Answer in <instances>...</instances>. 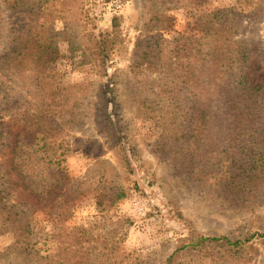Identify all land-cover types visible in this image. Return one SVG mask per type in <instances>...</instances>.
Masks as SVG:
<instances>
[{
	"label": "trees",
	"instance_id": "obj_1",
	"mask_svg": "<svg viewBox=\"0 0 264 264\" xmlns=\"http://www.w3.org/2000/svg\"><path fill=\"white\" fill-rule=\"evenodd\" d=\"M79 1L6 0L24 19L23 28L12 26V47L0 65V210L29 242L40 237L28 213L39 210L42 196L63 194L57 190L67 183L66 143L70 131L83 125V89H89L67 86L56 67L61 59L78 54L87 62L88 74L106 78L110 53L122 41L117 17L110 30H90L92 20L83 17ZM153 1L179 3L192 16V29L182 32L174 30L171 16L152 12L135 46L132 72L139 112L162 130L157 147L182 166L185 176L196 177L198 195L234 209L264 204V48L237 39L242 21L235 9L212 12L202 0L193 8L186 0ZM240 6L252 7L258 22L264 17V0ZM61 20L67 21V35L58 42L49 34ZM164 32H174L176 49H170L173 42ZM100 100L103 124L118 147L126 145L128 136L117 129L123 120L120 93L108 87ZM125 165L132 174L130 164ZM65 194L74 199L85 193L72 188ZM125 195L113 194V203ZM207 241L222 256L245 254L243 263L250 264L264 248V227L242 240L201 237L198 243ZM43 250L38 242L26 245L28 262L53 258L49 249L41 256ZM4 260L1 255L0 264Z\"/></svg>",
	"mask_w": 264,
	"mask_h": 264
},
{
	"label": "rangeland",
	"instance_id": "obj_2",
	"mask_svg": "<svg viewBox=\"0 0 264 264\" xmlns=\"http://www.w3.org/2000/svg\"><path fill=\"white\" fill-rule=\"evenodd\" d=\"M193 8L201 0H186ZM256 0H202L212 12L235 9L242 25L237 39L246 45L258 43L264 48V17L254 18L252 7L240 4ZM84 18H90V30H110L113 19H119L121 43L110 53L106 78L88 74L87 62L78 54L59 61L56 70L63 74L67 86L79 85L86 94L82 107V126L70 131L64 156L63 194L42 196L38 211L27 215L38 233L37 240L23 239V229H13L8 215L0 210V256L5 264H244L245 254L222 256L209 241L228 237L242 240L264 227V204L252 210L230 208L207 194L198 195L193 177L185 176L182 166L170 162L157 144L163 132L139 112V92L132 66L135 46L145 32L146 20L154 11L172 18L174 30L189 31L192 16L179 3L153 0H80ZM0 0V65L12 47V26L23 28L21 10H13ZM244 9V10H243ZM79 16L80 11H77ZM189 19H188V18ZM4 20V21H3ZM67 22V21H66ZM64 20L57 21L49 36L62 41L67 35ZM91 23L93 25H91ZM81 34L82 29L75 28ZM84 35V33H83ZM172 43L174 32H164ZM176 49V44L171 45ZM115 89L123 101V120L118 123L121 136L129 143L122 147L103 124L101 92ZM83 94L79 92V94ZM133 173H128L126 163ZM130 171V170H129ZM72 188L84 195L74 198L65 194ZM125 192L126 197L113 203V194ZM15 197L10 200L13 204ZM6 226V227H5ZM7 228V229H6ZM47 234L51 235L46 239ZM36 235V237H37ZM46 239V240H45ZM38 242L49 249L53 258L27 260L26 245ZM78 251L77 254L73 252ZM49 252V251H47ZM250 264H264V248Z\"/></svg>",
	"mask_w": 264,
	"mask_h": 264
}]
</instances>
